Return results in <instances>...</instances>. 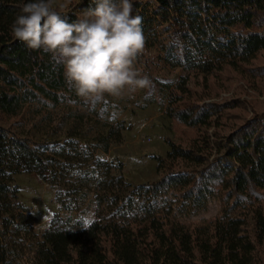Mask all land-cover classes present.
<instances>
[{
    "label": "trees",
    "instance_id": "1",
    "mask_svg": "<svg viewBox=\"0 0 264 264\" xmlns=\"http://www.w3.org/2000/svg\"><path fill=\"white\" fill-rule=\"evenodd\" d=\"M28 2L0 0V264H258L264 113L227 125L230 104L195 99L188 83L225 66L239 70L264 51V0H131L133 15L143 18L145 47H157L162 65L183 74L152 85L165 92L163 113L196 134L189 147L168 141L166 158L153 157L160 178L138 185L124 178L122 163L98 156L121 142L124 124L106 126L94 140L83 129L110 108L104 94L77 96L57 56L12 37L10 26ZM94 7L79 0L57 12L73 23ZM25 112L38 118L33 127L46 125L60 137L34 141L2 126L7 117H21L13 125H22ZM22 173H36L54 190L60 213L93 205L94 219L85 226L58 213L38 235L18 200L14 177ZM214 199L221 203L217 221L180 222Z\"/></svg>",
    "mask_w": 264,
    "mask_h": 264
},
{
    "label": "rangeland",
    "instance_id": "2",
    "mask_svg": "<svg viewBox=\"0 0 264 264\" xmlns=\"http://www.w3.org/2000/svg\"><path fill=\"white\" fill-rule=\"evenodd\" d=\"M78 1L52 0V7L56 11H66ZM61 4L64 7H60ZM158 54L157 47H144L141 53L143 64L134 62V70L138 76L147 77L150 81L146 88H126L120 96L104 94L111 104L110 108L104 109L100 118L92 120L90 127L83 128L86 137L94 140L97 131L105 132L106 126L116 121L124 124L121 142L113 144L108 154L98 151V156L122 163L124 178L134 185L155 182L160 178V170L153 157L166 158L168 141L185 148L190 146L196 135L195 131L168 119L163 113L161 102L165 92L152 89V85L175 83L183 74L180 69L164 67L157 59ZM188 88L195 99L230 104L232 108L225 111L222 119V123L227 125L239 123L255 112L264 113V51L250 65L242 66L239 70L225 66L207 77L191 75ZM20 118L7 117L1 124L4 128L10 127L18 137H28L34 141H53L61 135H52L46 125L37 124V127H33L32 124L38 118H32L29 112L23 114L22 125H13ZM14 184L19 189L18 200L27 208V216L38 235L48 228L54 215L58 213L63 221L67 218L78 219L85 226L94 219L93 205L79 213H60L54 190L43 183L36 173L16 175ZM220 211L221 203L214 199L205 208L196 210L191 217L181 218L180 222L185 226H206L219 219ZM248 223L249 229L253 230L254 224L250 218ZM257 259L258 264H264V241L257 245Z\"/></svg>",
    "mask_w": 264,
    "mask_h": 264
},
{
    "label": "clouds",
    "instance_id": "3",
    "mask_svg": "<svg viewBox=\"0 0 264 264\" xmlns=\"http://www.w3.org/2000/svg\"><path fill=\"white\" fill-rule=\"evenodd\" d=\"M93 2L83 18L69 23L53 10L52 0H30L10 26L11 35L30 50L57 56L65 81L81 98L146 88L150 81L134 70L145 47L143 18L133 15L131 0Z\"/></svg>",
    "mask_w": 264,
    "mask_h": 264
}]
</instances>
